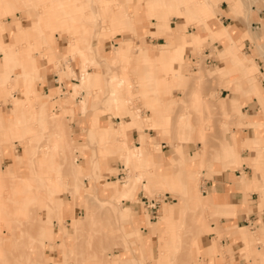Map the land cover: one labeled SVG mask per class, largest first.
<instances>
[{
	"label": "rangeland",
	"instance_id": "1",
	"mask_svg": "<svg viewBox=\"0 0 264 264\" xmlns=\"http://www.w3.org/2000/svg\"><path fill=\"white\" fill-rule=\"evenodd\" d=\"M6 1L13 2V0H0L2 5H5ZM197 1H200V4H197ZM17 2L20 0H14L13 5ZM60 2L63 7L70 5L72 8L66 14H63L61 9L52 13L49 10L51 5L46 0H28L26 4L21 2L22 7L28 8L31 15L30 30H42V38L38 35L37 39H33L34 35L31 33L27 35V39L24 35H20L16 44L10 49L16 53L24 74V82L17 79V68L0 72V244H2L0 264H129L131 254L138 259L139 264L189 262V264H201L200 257L193 259L194 257L189 255L188 241L209 231H214L215 237L220 239L223 236L220 227L217 224L209 225L211 221L214 223L217 221L218 211L209 206L202 210L203 202L198 204V207H201L199 211L187 202L183 189L191 187L193 180L188 179V182L182 183L181 187L175 160L172 161L173 177L167 180L164 177V169L159 173L155 171L154 157L148 161L146 157L135 162L129 161L127 151L131 155L136 152L128 150L126 143L118 145L114 142L118 155L111 151L105 152L109 168L100 177L102 181H96L97 178L93 179L87 170L90 165L91 167L96 165L93 162L87 163L77 150L78 142L81 141L76 136L80 133L81 116L71 112V117L68 119L66 116L64 119L53 113L60 111L64 103L72 105L81 100L80 106L88 105L90 110H95V116L99 114L101 119L108 118L118 122L121 119H128L127 115L131 111L138 112L139 116L162 113L164 109L161 110L162 105L158 104L160 102L158 96L171 91L176 96L181 94L179 90L183 93L188 88L194 90V96L189 98L190 106H187L183 99H176L174 109L167 111L170 123L165 127L174 130L181 128L185 133L186 125L194 126L197 123L201 128L200 131L205 134L207 145L203 156L206 160H202V165L199 162L194 166L195 172L188 169V173L195 178L196 190L198 189L202 196L201 181L212 171L207 167L213 163L208 158L214 154L221 158L220 145L212 146L211 137L221 135L220 140L225 138V131L229 130L227 122L235 121V112L228 111L225 114L214 105L207 108L201 97L206 91L211 92L207 97L212 100L217 95L224 94L222 87H227L223 76L203 77L199 83L191 84L187 81L180 82L177 78L179 74L192 76L196 70L216 68L226 57L223 50H218L222 46L216 40V35L211 31L205 33L203 25H200V19L196 18V10L201 9V5L206 6L205 2L203 0L179 2L176 12H179V16L181 14L180 18L175 8L171 9L170 25L174 28L175 21L181 20L183 28L178 33V41L188 44L184 47V61L172 64L170 60L166 68L158 66L162 61L155 58L167 59L168 53L171 52L170 49L159 45L165 41L169 42L168 35L162 37V34H157L155 32L157 30L152 26L154 18L160 20L161 27L164 26V19L149 16L140 5L132 7L133 0H61ZM167 2L171 4L170 0ZM89 3L98 12L91 11ZM20 6L15 14L22 23L26 24L27 20L23 18ZM220 7L225 10L227 6L225 2H221ZM49 11L52 13L51 17ZM8 15L10 14L0 11V31L4 29L5 21L10 20ZM218 16L222 23H227V15ZM238 16L243 18L241 13ZM214 17L217 16L213 10L207 19ZM135 26H139L140 29L132 35L129 31ZM179 27L181 28L182 25ZM197 29L202 30V33L196 48H191L189 32ZM209 35L215 39L208 38ZM100 36L101 43L98 42ZM3 38H7L6 33H3ZM127 40L129 49L124 48L118 59H109L114 55L116 46L125 45ZM63 44L67 47L65 52L61 53L59 50H63ZM250 45L251 42L245 38L239 48L247 54ZM102 46L104 53L99 55L98 51L100 49L102 51ZM143 47H147V51L152 55L144 60H135L134 54H138ZM9 48L8 45H2L0 49L6 52ZM44 49L47 51L45 52ZM72 53L74 57L71 58ZM75 56L87 59L80 62ZM253 57L255 61L257 58L263 60V57L256 53ZM41 62L42 66L39 68L36 63L40 66ZM50 63H55V66L48 69ZM16 65L12 64L11 68L14 66L19 68ZM147 69L152 70L150 78H144ZM87 70L100 72L103 76L101 84L98 81L100 76L88 73ZM38 72L44 74L43 79H34ZM78 72V84H70L71 81H77ZM81 75L82 79H80ZM255 75L257 79L263 77L259 71ZM118 79H125L123 85L125 96L119 109L113 110L105 100L119 83ZM19 82H22V85H18ZM44 84H47V87ZM47 92L51 93L47 96L45 94ZM69 98L72 100L68 101ZM151 108H154L153 111L150 110ZM107 109L111 114H101ZM26 118L30 120L26 121ZM54 118H60L62 123L56 120L57 125ZM47 119L54 128L44 123ZM232 124L241 125L237 122ZM143 130L150 135L156 132L146 125L143 126ZM192 133L184 147L188 152L198 148L197 141L203 144L202 139L193 136ZM161 140L166 147L173 149L175 141L180 142L184 139L165 137ZM70 142L72 145H69ZM102 143L103 141L98 139L99 149ZM129 143L136 144L131 140ZM84 149L90 158L91 149ZM17 152L19 160H17ZM177 154L181 155L179 152L176 153L174 159ZM158 155L160 154H157V158L161 163L165 165L172 163L168 162L170 157ZM100 156H104L101 150L96 159L98 168H101ZM241 160L240 157L239 164ZM180 168L183 172L186 170L185 165ZM110 177L114 180L108 181L107 184L111 186L104 189L103 179ZM85 178L89 180L88 183L97 187V193L96 190L93 193L90 191V184L87 185ZM144 179L146 182L143 184ZM162 180H167L169 184L157 185ZM133 186L134 195L129 199L124 188L131 189ZM117 194L127 199L121 200V197L117 198ZM140 196L142 199L157 198L159 204L165 207V211L168 207L173 208L180 203L184 205L180 222H177L179 226L176 225V228L169 226L170 228L165 229L164 223L161 222L164 218L159 219L162 213L159 212V204L152 213L143 206ZM47 205L52 209L47 208ZM124 206L127 210L126 214L124 209L121 210ZM130 208L131 211L139 213L147 212L150 220H157V230L151 234V239L145 246L140 238H137L139 243L134 240L133 235L137 236L135 230L139 226H135L134 229L131 224ZM116 216L120 219V229L115 223ZM168 222L173 223L170 220ZM204 226L207 228L201 230ZM242 230L245 231V235L241 249L251 248L256 252L257 246L264 248V236H260L259 233L251 234L248 228ZM161 232H164V247H160ZM140 233L145 237L147 229L140 227ZM202 247L203 252L200 256L206 254L207 248ZM166 248L168 250L181 248V253L164 251ZM211 248L213 253H216L214 246ZM223 251L225 252L218 253L220 257L228 252V249L224 247ZM155 259L158 262H155Z\"/></svg>",
	"mask_w": 264,
	"mask_h": 264
},
{
	"label": "crops",
	"instance_id": "2",
	"mask_svg": "<svg viewBox=\"0 0 264 264\" xmlns=\"http://www.w3.org/2000/svg\"><path fill=\"white\" fill-rule=\"evenodd\" d=\"M46 1H48L51 5L49 10L52 13L58 9H61L63 14H66V12L72 8L70 5L67 7L61 6V0ZM133 1L134 4L132 7L140 5V7L145 9L149 16L164 19V26L161 27V22H159L160 20H156L155 18L152 20V26L157 30L155 31L157 34H162V37L168 35L169 42L165 41L159 45L165 47L166 49H170L171 52H166L168 53L167 59L162 57L159 59L155 58V60L162 61L160 65H157L164 66L166 68L169 66L170 60L172 64H177L181 61H184V47L188 43L186 44L178 41V33L182 30L183 24L181 20L177 19V17L175 18L177 19V21H175V27L172 28L169 20L171 9L175 8L176 12V7L178 6L179 2H185L189 0H170L171 4L170 2H167L168 0ZM203 1L205 2L206 6L201 5V9L196 10V18L200 19V25H203L205 33L211 31V33L216 35V40L220 42L222 46L218 50H223L226 57H224L223 61L220 62L218 67L200 70L203 72V77L220 78L223 76L225 78V86L227 88L222 87V90L225 91V93H221L220 96L217 95L214 100L207 97L209 94H211L210 91L203 92L201 97L205 103V107L207 108H210V106L214 105L225 114L228 113V111L235 112V121L230 120L227 122L229 124V126L227 124V128L229 130L225 131V138L220 140L221 135L219 137H211L212 146L217 147L220 145L219 149L221 151V158L216 154L208 158V160L213 162L211 166L207 165L208 169H212V171L208 174V176L202 179L200 185L202 194L201 197L204 203L202 210H204L206 206L217 209V221L215 223L211 221L209 225L214 226L217 224L220 227L223 236L220 239L216 238L214 231L201 233L193 240V243L190 242L188 253L191 257H194L193 259L200 257L199 262L201 260V264H262V262L264 264V248L257 246L256 252L251 248L241 249L243 246V235H245V231L242 230L243 228H248L251 234L256 233L257 235V233H259L260 236H264V0ZM13 2L11 3L10 1L7 3L6 1L5 5H2L0 2V11L10 14L8 15L10 16V20L5 21L4 29L0 31V48L2 45H8L10 47L6 50V52H2L0 49V72H5L7 69L12 70L17 68V79L23 81L24 74H22V70L20 68L21 65L19 61H17L18 59L16 57V53L10 51V49L16 44L20 35H24V37L27 39V35L31 33L34 35L33 39H37L38 35H41L42 38L41 33H43V31L39 29L32 31L30 30V12L28 8L22 7L23 4L28 2V0H20V2H17L16 5H13ZM221 2H225L227 6L225 10L220 7ZM197 4H200V1H197ZM91 5L92 4L89 3L90 7ZM19 6L21 7L20 10L23 12V18L27 20L26 24L22 23L15 14ZM91 8V11L95 13L98 12V10L94 9L93 7ZM243 9H245V11ZM213 10L216 12L217 17L207 19ZM50 11L48 12L49 17L52 15ZM240 13L242 14L243 18L238 16ZM176 14L178 15L179 12H176ZM220 14L227 15V23L224 24L219 20L218 15ZM180 17L181 14L179 18ZM179 25H182V27L180 28ZM139 29V26H135L131 28L132 31L129 32L134 35V32L139 31ZM3 33L7 34V38H3ZM201 33L202 30L200 29L189 32V47L194 48L197 45ZM100 38L101 36L98 38L99 43H101ZM208 38L215 39L212 35H209ZM245 38L251 42L250 49L247 54H245V52L241 51L239 48L242 40ZM127 42L128 40L126 41L125 45L116 46L114 55L109 59L116 60L121 56L124 48L128 50L130 46ZM66 47L67 45L63 44V50L59 51L64 53ZM146 48L147 47H143L138 54H134V57H136L135 60H144L152 55V53L148 52ZM44 50L46 52L48 48L47 50ZM50 50L51 49H49V51ZM102 52L104 53L103 46L102 51L100 49L98 54L101 55ZM255 53L262 56L263 60L257 58L256 63L253 57V54ZM70 55L71 58L74 57V53ZM75 57H77L80 62H84L87 59L86 57ZM234 59L235 61H233ZM46 62L48 63V61ZM16 63H18V65H16ZM12 64L19 66V68L15 66L11 68ZM50 64L51 66H49L48 69H51L55 66V63ZM36 65L40 68L42 66V62L40 66L37 63ZM257 71L261 73L263 76L262 78L257 79L255 75ZM87 72L98 74L100 76L98 81L101 84L103 76L100 72H97L96 70H87ZM198 72L199 70H196L192 76L187 74H179L177 78L180 82L187 81L188 84H191L192 82L199 83L201 79H199V75L197 74ZM151 74L152 70L147 69L145 71L144 78H150ZM74 76L76 75L74 74ZM78 77L79 72L76 76L77 81H71L70 84H78ZM37 78L43 79L44 74L42 72H38L34 79ZM80 79H82V75ZM118 82L119 83L117 86L111 90V95H109V97L105 100L113 110L119 109V106L121 105L125 96V92L123 90L125 79H118ZM18 85H22V82H19ZM44 86L47 87V84H44ZM51 92L53 93V89H51ZM51 92H47L45 94L48 96V94ZM179 92L181 94L176 96H174L172 91L158 96L160 99L158 104L162 105V107L160 106L161 110L164 109V111H162L163 114L159 113L151 116L140 115L143 118H140L139 114H137L138 112L131 111L128 113V119L126 120L121 119L117 122L109 120L108 118L101 119L99 114L98 116H95V110H90L88 105L81 107L79 104L81 100L72 105L64 103L61 106L60 111L53 113V115L62 117L68 116L69 119L71 117L70 113L76 112L81 116V120L79 122L80 133L76 135L78 136L77 138L81 139V141L78 142L77 150L78 154L83 156L87 163L93 162L96 165L95 167H91L90 165V168H87L91 177L93 179L95 177L97 178L96 181H102L100 177L102 176L103 172L109 168V164L105 159V152L111 151L118 155V151L114 148L113 143L116 142L118 145L120 143H126L128 150L136 152V154L131 155L130 152L127 151V154L130 155L132 162L144 157H146V160L148 161L152 160V157H154L155 171L159 173L164 169V177L167 180L173 177L172 161L175 160L178 166V176L181 187L182 183L184 184L188 182V179L193 180L191 187L183 189V193L186 195L185 198H187V202L189 203V198L194 195L193 186L195 184V178L188 173V169L195 172L196 169L194 166L198 165L199 162H201L200 164L202 165V160H206L203 156V152L205 151L207 142L205 141V134L200 131L201 128H199L197 123L194 124V126L186 125L184 127L185 133L182 132L181 128H176V130H174L169 127H165L170 123L167 111L174 109L176 99H183V101L187 103V106L191 105L189 98L194 96V90L188 88L186 91H184V93L181 90H179ZM69 100H72V98H69L68 101ZM153 109L154 108H151L150 110L153 111ZM101 114L108 115L111 113L107 109ZM132 116L135 117L132 118ZM29 120L30 118H26V121ZM45 121L46 122H42L52 126L49 119ZM235 122L241 123V125L232 124ZM144 125L155 129V134L150 135L149 133H146L143 130ZM52 128L54 127L52 126ZM191 133L193 136H199V138L202 139L203 144L201 141H197L196 143H198V148L188 152L184 149V147L185 143L188 142V138H190ZM123 136L125 142L123 141ZM165 137L177 139L182 137L184 140L180 142L175 141V143H173V149H169L168 146L166 147V145L161 140V138ZM98 139L103 141L100 149L98 148L97 144ZM130 140L136 144H130ZM69 145H72V142H70ZM84 148L91 149L90 158H88L87 151ZM99 150L104 153V156H100L99 158L101 161V168L97 167L96 162V159L99 156ZM147 151L149 154H147ZM119 152L121 154V151ZM178 152L181 155L178 156L177 154L176 158L174 159L175 154ZM157 154H160L158 156L162 155L170 157L168 162L172 163H168L167 165L161 163L157 158ZM18 156L19 155L17 152V160H19ZM240 157L242 160L239 164ZM120 160L123 161L122 157H120ZM182 165L186 166V170L184 172L180 168ZM238 165L239 167H237ZM85 179L87 180V185L89 186L90 184V191L93 193V191L96 190L97 193V187L92 186V183H88L89 180L87 178ZM111 180H114V178L110 177L103 179L102 186L104 189L111 186L107 184V182ZM167 180H162L158 182L157 185H168L169 183ZM145 182L146 179L143 180V184ZM128 183L130 182L128 181ZM79 187L83 188V186ZM124 191L127 193L130 199L134 195L135 188L134 186L131 187V189L124 188ZM120 197L121 200L127 199L117 194V198ZM140 199L141 201L143 200L141 196ZM180 207L181 203L173 208L168 207L165 211V207H162L161 203L159 204V212H162L159 216V219L162 217L164 218V220H161V222L164 223L165 229L170 228L169 226H175L174 228H176V225L178 226V220H176L172 213L174 210H178ZM195 207L199 209V211L201 210V207ZM122 209H124V214H126L127 210L125 209V206L122 207L121 210ZM148 210L151 212L150 209ZM129 212L131 215V224L133 225L134 229L136 228L135 226H139L135 230V233L138 237L134 234V240L138 242L139 240L137 238H140L142 244L145 246L146 243L150 241L151 234L153 232L155 233L157 230V220H150L147 212L139 213L131 211V208L129 209ZM168 220L173 221V223H169ZM140 227H145L147 229V234L145 237H142L140 233ZM206 228L207 227L204 226L201 230ZM163 233L164 232H161L162 236H160V247H164L163 243L165 241L163 240ZM171 243L173 242L171 241ZM202 246H205L207 249L206 254L200 256V254L203 252ZM213 246L216 250V253H213L212 251L211 247ZM224 247L228 249V252H226L224 255H221L220 257L218 253H224ZM164 251H171L173 253L180 251L181 253V248L172 250H168V248H166ZM257 251L261 253V257ZM155 262H158V260L155 259Z\"/></svg>",
	"mask_w": 264,
	"mask_h": 264
},
{
	"label": "bare ground",
	"instance_id": "3",
	"mask_svg": "<svg viewBox=\"0 0 264 264\" xmlns=\"http://www.w3.org/2000/svg\"><path fill=\"white\" fill-rule=\"evenodd\" d=\"M202 70H199V72L197 73L198 75H199V79H202ZM64 117V116H63ZM53 118V117H52ZM61 118V117H60ZM60 118H54L55 120L54 121H58ZM63 119V118H62ZM57 121H56V124H57ZM61 123H62V121L61 120H59ZM60 122H58L59 124H60ZM58 125V124H57ZM129 154H127V157H128V160L129 161H132L131 160V157H130V155L128 156ZM193 190H194V195H192L190 198H189V204L191 205H193V206H198V204L199 203H202L203 202V200H202V197H201V195L199 194V192L196 190V188H195V185L193 186ZM110 205V204H109ZM114 205V204H113ZM47 208H50V209H52L49 205H47ZM184 208H185V206L184 205H182L181 204V207L178 209V210H174V212L172 213V215H174V217L176 218V220H178L179 222H180V219H181V215L183 214V212H184ZM185 213H186V211H185ZM115 223L117 224V228L118 229H120V224H119V217L118 216H116L115 218ZM178 226H179V224H178ZM77 233V232H76ZM194 239V237H192V238H190L189 240H193ZM188 241V240H187ZM191 241H188L189 242V245H190V242ZM1 246H2V244H0ZM42 248V247H41ZM129 264H139V261H138V259L136 258V257H134L132 254H131V257H130V259H129Z\"/></svg>",
	"mask_w": 264,
	"mask_h": 264
},
{
	"label": "built area",
	"instance_id": "4",
	"mask_svg": "<svg viewBox=\"0 0 264 264\" xmlns=\"http://www.w3.org/2000/svg\"><path fill=\"white\" fill-rule=\"evenodd\" d=\"M142 202H143V205L147 207L148 209H150L151 212L153 213L156 211V208L159 204V200L157 198H149V199L144 198Z\"/></svg>",
	"mask_w": 264,
	"mask_h": 264
}]
</instances>
